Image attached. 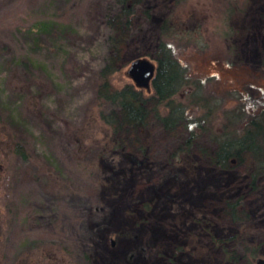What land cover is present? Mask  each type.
I'll return each mask as SVG.
<instances>
[{"label": "rangeland", "instance_id": "1", "mask_svg": "<svg viewBox=\"0 0 264 264\" xmlns=\"http://www.w3.org/2000/svg\"><path fill=\"white\" fill-rule=\"evenodd\" d=\"M117 5L0 0V264H256L264 257V174L252 183L249 157L218 165L207 130L189 153L173 154L201 107L171 128L150 100L143 129L115 132L99 114L113 104H100L95 89L107 58L119 88L134 83L130 61L157 64L165 42L192 81L176 96L214 90L230 105L225 91L237 87L255 98L264 0H142L130 27L114 34L103 16ZM227 199H239L248 217L233 219Z\"/></svg>", "mask_w": 264, "mask_h": 264}, {"label": "trees", "instance_id": "2", "mask_svg": "<svg viewBox=\"0 0 264 264\" xmlns=\"http://www.w3.org/2000/svg\"><path fill=\"white\" fill-rule=\"evenodd\" d=\"M141 1L116 0L117 9L114 12L107 10L103 17L113 27L114 34H121L123 29L130 27L132 15ZM45 25H47L45 20L40 21L38 29L44 28ZM168 45L160 42L158 46L157 67L151 81L152 94H146L145 88L137 87L132 82L125 83L119 88L113 87L111 78L117 67L110 57L104 61L98 70L95 97L100 104L109 101L113 106L108 111L101 110L100 118L115 132L127 125L140 131L145 127L150 112L148 103L153 100L156 118L164 126L172 128L185 117L188 108L201 107L203 111L200 114L188 116L187 133L173 150V154L180 156L189 153L201 135L200 132L207 130L214 142L213 148L208 149L212 161L220 166H227L233 158L242 163L249 157L251 161L249 172L252 183H255L257 177L264 174V72L255 78L260 90V94L255 98H251L244 89L237 87H230L225 91V96H230L233 100L230 105H224L223 101L219 100L221 96L214 90L198 94L189 88L184 96L178 97L176 92L179 86L192 84V81L174 63L171 57L172 48ZM193 85L199 84L196 82ZM162 106L166 109L161 112ZM39 110L42 113L48 112L41 106ZM218 116L222 117L217 119ZM15 150L25 154L24 149H20L18 145ZM225 210L233 219L248 217V212L241 206L239 199H227ZM237 241L248 256L257 255V247L249 243L246 235H238ZM224 250L227 253L226 257L232 256L231 251L225 246Z\"/></svg>", "mask_w": 264, "mask_h": 264}, {"label": "water", "instance_id": "3", "mask_svg": "<svg viewBox=\"0 0 264 264\" xmlns=\"http://www.w3.org/2000/svg\"><path fill=\"white\" fill-rule=\"evenodd\" d=\"M157 65L147 56H137L130 61L127 67L128 75L133 79L135 85L148 89L155 75ZM256 264H264V257L257 256Z\"/></svg>", "mask_w": 264, "mask_h": 264}]
</instances>
